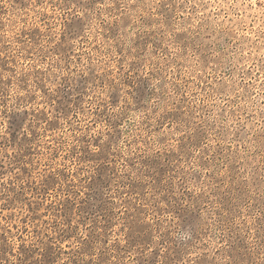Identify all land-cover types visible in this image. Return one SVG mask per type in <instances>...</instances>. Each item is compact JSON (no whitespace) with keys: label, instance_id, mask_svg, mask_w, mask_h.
Returning <instances> with one entry per match:
<instances>
[{"label":"rangeland","instance_id":"rangeland-1","mask_svg":"<svg viewBox=\"0 0 264 264\" xmlns=\"http://www.w3.org/2000/svg\"><path fill=\"white\" fill-rule=\"evenodd\" d=\"M0 264H264V0H0Z\"/></svg>","mask_w":264,"mask_h":264}]
</instances>
